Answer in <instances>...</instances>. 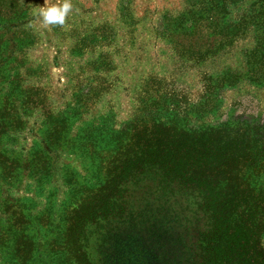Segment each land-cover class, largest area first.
<instances>
[{
	"label": "rangeland",
	"instance_id": "1",
	"mask_svg": "<svg viewBox=\"0 0 264 264\" xmlns=\"http://www.w3.org/2000/svg\"><path fill=\"white\" fill-rule=\"evenodd\" d=\"M70 2L61 26L45 25L38 13L63 0H0V264H20L13 208L47 215L50 234L36 224L28 233L53 239L64 209L102 186L106 155L134 126L239 132L248 145L243 179L264 196V0ZM193 41L219 51L190 60ZM38 155L47 160L40 172L29 167ZM156 185L147 175L127 203ZM149 201L165 216L159 233L117 224L103 254L131 242L146 264H200L195 243L204 225L189 197L153 192ZM258 236L264 253V229ZM37 241L27 264H57Z\"/></svg>",
	"mask_w": 264,
	"mask_h": 264
},
{
	"label": "trees",
	"instance_id": "2",
	"mask_svg": "<svg viewBox=\"0 0 264 264\" xmlns=\"http://www.w3.org/2000/svg\"><path fill=\"white\" fill-rule=\"evenodd\" d=\"M218 51L201 48L193 41L186 53L190 60L202 62ZM243 137L232 129L191 130L157 124L132 127L124 146L120 144L113 154L106 155L102 186L86 190L80 202L64 209L54 226L53 239H34L28 233L36 224L37 231L50 234L52 222L47 215L32 216L21 205L13 208L10 221L16 260L30 262L40 248V239L43 254L48 257L52 253L57 264H146L144 252L129 250L131 242L118 245L114 255L103 254L102 246L117 224L148 225L145 231L151 230V236L159 233L165 216L158 209L153 211L149 199L153 192H162L187 195L192 214L203 221L195 243L200 264H264V253L257 244L264 229V196L255 195L243 179L241 169L248 160ZM46 161L38 155L29 167L44 171ZM147 175L157 179L156 187H149L130 205L126 193Z\"/></svg>",
	"mask_w": 264,
	"mask_h": 264
},
{
	"label": "clouds",
	"instance_id": "3",
	"mask_svg": "<svg viewBox=\"0 0 264 264\" xmlns=\"http://www.w3.org/2000/svg\"><path fill=\"white\" fill-rule=\"evenodd\" d=\"M72 11V4L70 0H63L61 4H54L48 7H41L39 9V16L42 18L45 25H64L66 18Z\"/></svg>",
	"mask_w": 264,
	"mask_h": 264
}]
</instances>
